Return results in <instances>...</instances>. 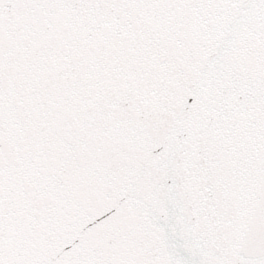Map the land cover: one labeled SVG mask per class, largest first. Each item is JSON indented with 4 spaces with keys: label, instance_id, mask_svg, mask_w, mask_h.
<instances>
[{
    "label": "snow or ice",
    "instance_id": "snow-or-ice-1",
    "mask_svg": "<svg viewBox=\"0 0 264 264\" xmlns=\"http://www.w3.org/2000/svg\"><path fill=\"white\" fill-rule=\"evenodd\" d=\"M0 264H264V0H0Z\"/></svg>",
    "mask_w": 264,
    "mask_h": 264
}]
</instances>
